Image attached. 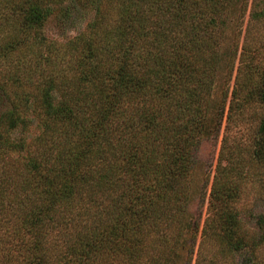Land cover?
I'll use <instances>...</instances> for the list:
<instances>
[{
	"label": "trees",
	"instance_id": "obj_1",
	"mask_svg": "<svg viewBox=\"0 0 264 264\" xmlns=\"http://www.w3.org/2000/svg\"><path fill=\"white\" fill-rule=\"evenodd\" d=\"M219 2L181 0L178 12L188 8L204 21L207 34L196 32L192 25L190 38L170 44L159 61L137 59L140 55L128 43L126 25L117 44L94 38L84 44L70 79L63 69L56 70L53 60L40 67L21 55L15 62L12 84L9 88L0 84V96L10 104L0 114V148L8 141L10 149L25 146L26 154L14 160L17 168L11 169L10 160L0 166V211L20 216L9 229L19 238L27 264H176V239L169 231L177 222L180 186L206 134L203 92L214 74L203 75L202 67L210 64L207 69L212 70L216 61L210 31L219 24ZM0 6L18 13L12 23L19 15L33 24L45 16L39 0H0ZM250 6L239 63L251 55L247 29L264 17V8L255 10L258 0H251ZM202 33L206 39L200 38ZM10 36L4 49L21 43ZM238 46L239 42L234 58ZM150 69L160 70L156 80ZM252 69L262 76L251 80L248 93L264 102V68ZM236 72L238 85L239 66ZM54 90L62 97L56 98ZM235 90H231L227 122ZM133 103L140 106L135 112L139 129L130 130L127 110ZM27 107L41 131L30 144L23 139L11 143L8 134L26 126ZM258 134L255 153L264 158V119ZM215 184L216 177L211 197L224 204L229 194L226 190L216 194ZM217 219L220 231L213 232L214 238L223 246H237L240 227L235 211L222 207ZM207 226L206 220L203 236ZM190 257L181 264H190Z\"/></svg>",
	"mask_w": 264,
	"mask_h": 264
},
{
	"label": "rangeland",
	"instance_id": "obj_2",
	"mask_svg": "<svg viewBox=\"0 0 264 264\" xmlns=\"http://www.w3.org/2000/svg\"><path fill=\"white\" fill-rule=\"evenodd\" d=\"M180 1L39 0L45 16L35 24L22 21L20 15L17 22L12 23L10 19L18 14L14 8L0 9V16L5 14L2 17L6 22H0V84L9 88L14 64L22 56L26 62L33 61L35 66L40 67L45 66L48 60H53L56 70L63 69L66 78L70 79V76L76 74V63L81 60L80 55L84 54V44L93 38L117 44L126 25L128 43L143 56L137 55V59L151 58L148 62L159 61L166 55V48L169 50L170 44L174 46L180 40L190 38L192 25L196 32L207 34L204 21L197 19L188 8L178 12ZM250 5L251 0H220L216 11L219 24L210 31L212 39L215 38L217 57L212 70L207 69L210 64H203L202 67L205 69L203 75L214 74L212 84L203 92L206 134L200 138L194 163L183 186H180L182 191L181 201L177 203V222L169 231L173 240L176 239L173 245L176 251L173 260L176 264L183 263L188 255L191 256L190 264H264V158L255 153L258 130L264 119V102L256 101L248 93L253 85L251 80H260L258 76L264 68V17L254 20L246 28V44L251 55L239 63L245 27L250 20ZM261 8H264V0H258L255 10ZM197 23L203 26L196 27ZM11 34L22 44L14 49H4L3 44L11 40ZM206 34L200 35V38L206 39ZM253 51L255 53L252 57ZM114 53H118V49H114ZM238 66L241 68L242 79L235 85ZM255 66L260 71L259 75L252 69ZM148 72L152 79L157 73L160 74L159 69H150ZM57 73L60 75L61 72ZM233 87L236 88L234 106L227 122ZM53 95L59 98L61 94L54 90ZM129 105L127 115L131 122L130 130L136 127L139 129L138 113L135 112L140 110V106L135 103ZM9 107V101L0 96V114ZM30 110L27 107L24 112L26 126L15 128L8 134L11 143L23 139L30 144L31 140L38 137L41 127ZM127 138H131L129 134ZM7 142L3 144L4 149L0 148V166L10 160L8 163L14 169L18 166L14 160L23 159L22 156L26 154L25 146L14 148L13 145L10 149ZM116 148L120 150V147ZM215 177V193L221 194L217 190H226L229 194L224 204L211 197ZM222 207L235 211L240 227L239 235L235 237L237 246H223L214 238L213 232L220 231L217 218ZM16 216L20 217L18 214L10 216L0 211V264H27L22 259L19 238L12 235V229H9ZM4 220L9 221L6 223ZM206 220L208 226L206 236H203L201 231Z\"/></svg>",
	"mask_w": 264,
	"mask_h": 264
}]
</instances>
